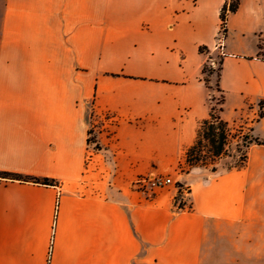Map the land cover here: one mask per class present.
<instances>
[{"label": "crops", "instance_id": "obj_1", "mask_svg": "<svg viewBox=\"0 0 264 264\" xmlns=\"http://www.w3.org/2000/svg\"><path fill=\"white\" fill-rule=\"evenodd\" d=\"M224 2L0 0V171L56 180L0 176V264H264V144L181 173V205L133 187L176 171L210 116ZM226 28L221 115L264 140V0Z\"/></svg>", "mask_w": 264, "mask_h": 264}, {"label": "trees", "instance_id": "obj_2", "mask_svg": "<svg viewBox=\"0 0 264 264\" xmlns=\"http://www.w3.org/2000/svg\"><path fill=\"white\" fill-rule=\"evenodd\" d=\"M240 3L241 0H225L220 12L221 20L225 27L227 25L229 14L236 12L240 7ZM260 48L261 51L264 50L263 43L260 44ZM207 49V46H201V51H206ZM221 69L222 65L220 67V72L218 73V81L216 84L217 90L221 92V97L215 99L214 95L210 96V101L216 100L218 106L211 104L210 116L201 121L197 130L195 142L185 151V162L189 165V168L195 166H208L211 163L210 161H216L225 156H234V151L239 153L240 161L234 166L229 167L240 168L247 162L248 148L251 144H264V140L255 137L249 131H243V127L236 129L238 132H235L230 122L222 117L221 111L223 110L225 102V93L220 85ZM203 71L204 67L202 72ZM202 79L207 86L212 89L209 80L207 78ZM263 106L264 103L261 102L259 112L261 117L264 116ZM96 146H99L98 143H96ZM212 169L216 170V166L213 165ZM0 176L23 182H38L45 184H53L56 182L55 179L50 177L23 175L10 171H0Z\"/></svg>", "mask_w": 264, "mask_h": 264}, {"label": "rangeland", "instance_id": "obj_3", "mask_svg": "<svg viewBox=\"0 0 264 264\" xmlns=\"http://www.w3.org/2000/svg\"><path fill=\"white\" fill-rule=\"evenodd\" d=\"M206 54H209V56L207 57V60H206V62L204 64V66H203L204 67V71L202 72L201 77L202 78H207L209 80V83L212 86V89H210L211 90L210 91V93H211L210 95H214L215 99H217V98L221 97V92L217 90L216 84H217V81H218V73L220 72L222 54L218 50L215 51L213 54L208 53L206 51ZM209 103L210 104H215V105L218 106L216 100L210 101V98H209ZM92 114L94 116L95 112L93 111ZM96 118L97 117L95 116V120H96ZM241 125L242 124L240 122L232 123V127H233L235 132H238V131H236V129L240 128ZM243 131H247V130H245L243 128ZM94 138L95 137L93 135L90 136L89 139H90L91 144H95L96 140ZM222 160H224V163L226 164V166H234L235 164L239 163V161H240L239 153L234 151V156H225V157H223V159H218L216 161H210L211 163L208 166L209 167H213V165H215L216 169H217L218 165L221 163ZM180 168H181V170H179ZM190 169L191 168H189V165L184 160L183 162H181V164L176 169V171H174L172 173H169V174L172 175L174 177V179H176L177 177L180 176L181 173H184V172H186V171H188ZM168 186H173V185H168ZM168 186H166V187H168ZM180 198L181 197L178 196L177 202H179Z\"/></svg>", "mask_w": 264, "mask_h": 264}, {"label": "built area", "instance_id": "obj_4", "mask_svg": "<svg viewBox=\"0 0 264 264\" xmlns=\"http://www.w3.org/2000/svg\"><path fill=\"white\" fill-rule=\"evenodd\" d=\"M226 33H227V28L221 22L215 43V49L218 50L221 54L224 53V42L226 38ZM179 170H181V168ZM168 185L175 186L177 190V198L178 196L181 197L178 203L179 205L183 204L184 196L189 193L190 188L189 186L184 184L181 180L174 179V177L170 174L161 173V172H156V173L152 172L137 178L133 182V186L143 192H151L154 191L155 189L163 188Z\"/></svg>", "mask_w": 264, "mask_h": 264}]
</instances>
